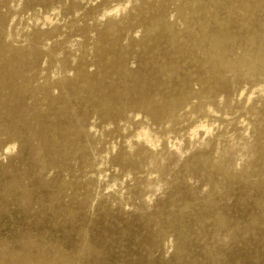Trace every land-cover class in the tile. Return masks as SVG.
Here are the masks:
<instances>
[{"label":"rangeland","instance_id":"obj_1","mask_svg":"<svg viewBox=\"0 0 264 264\" xmlns=\"http://www.w3.org/2000/svg\"><path fill=\"white\" fill-rule=\"evenodd\" d=\"M143 1L0 0L4 32L9 34L1 40L26 48L35 42L40 49L27 66L32 85L63 74L82 75L63 89L51 85V98L65 99L72 113L60 118L54 108L48 109L40 117V127L64 125L76 116L88 133L71 151L55 153L38 149L18 123V138L0 135V264H9L13 255L33 259L45 254L73 264H264L261 78L239 80L226 93H217L212 114L193 113V94L178 109L174 125L150 119L134 106L132 95L124 99L128 106L122 115L103 118L84 84V79L96 78L106 92L122 88L112 73L98 77L108 55L98 54L95 45L119 48L138 40L142 27L134 7ZM177 4L167 2L165 15L181 32L183 25L175 19ZM209 10L219 18L227 12L224 6ZM126 14L134 22L112 44L108 28ZM235 18H241L239 11ZM263 19L264 13L255 10L250 24ZM259 41L256 38L251 46ZM243 45L236 37L232 54ZM165 47L163 40L153 49L134 47L124 64L149 93L174 95L182 82L193 93L202 91L207 73L189 60H180L177 75L169 80L153 70L150 60L161 64ZM50 48L54 60L46 52ZM60 59L67 62L64 69ZM262 64L258 59L257 65ZM48 100L35 91L20 103L28 111L41 110L47 109ZM14 118L11 114L2 120L11 127ZM144 130L153 135L154 145L144 142ZM214 161L231 176L208 168ZM66 182L72 186L65 187Z\"/></svg>","mask_w":264,"mask_h":264},{"label":"bare ground","instance_id":"obj_2","mask_svg":"<svg viewBox=\"0 0 264 264\" xmlns=\"http://www.w3.org/2000/svg\"><path fill=\"white\" fill-rule=\"evenodd\" d=\"M169 1L173 0H144L141 5L134 7L137 12L136 18L142 27V35L138 40H132L124 47L119 48L115 45L105 48L103 44L96 43V52L108 55L107 60L99 67L98 77H105L112 73L117 77L118 84H122V88L116 86L112 92H106L102 84L97 83L96 78H83L90 96L96 100L97 111L101 117L109 118L122 115L128 106V102L124 99L132 95L134 106L144 110L150 119L164 120L167 124L174 125L178 121V109L193 94L196 98L193 113H209L216 94L226 93L239 80H252L260 77L264 83V53H262L264 50V19L258 21L255 26L250 24L255 10L264 13V0H177L175 19L183 25L181 32L176 30L174 22L169 21L165 15V6ZM222 6L227 8L223 18H219L215 10H209ZM237 11L241 13L240 19L235 18ZM108 13L111 12L108 11ZM105 14L107 15V12ZM133 22L131 16L126 14L118 22L112 24L106 33L111 39V43L114 44L113 41L124 30L132 26ZM195 24H198V28H194ZM4 25L5 16L0 11V135L11 134L18 138L20 131L15 125L18 123L26 127L29 137L36 141L38 149H48L52 153L58 150L71 151L74 143L80 137L88 136L76 116L69 117L64 125H44L43 128L40 127L39 121L42 114H47L48 109L52 108L55 109L53 113L60 118L70 116L72 112L67 107L65 99L51 98L49 90L51 85L60 89L72 85L75 79L82 75L80 72H77L73 77L63 74L52 81L32 85L26 78L27 66L35 60L40 49L35 42L31 47L26 48L23 45L13 46L10 44L11 41L8 43L1 40V36L5 33ZM5 35L9 34L5 33ZM134 35L136 36V34ZM236 37H239L244 45L240 52L234 56L230 48L234 45ZM256 38L260 40L258 45L251 46ZM162 40L166 46L163 52L165 58L159 65L151 59L150 65L153 70L163 76L165 80H169L177 75V70L181 67L180 60H189L207 73L202 91L193 93L186 87V83L182 82L179 93L173 95L167 92V94L156 92L152 94L146 90L142 82L138 81L135 73L127 69L124 61L134 47L153 49L157 48ZM46 52L50 58L56 59L51 48ZM258 59L263 61L261 66L257 65ZM172 61L176 63L174 67L171 65ZM59 63L60 69H64L67 65L64 59H60ZM35 91L43 92L49 99L47 109L34 108L28 111L21 105V99L28 92ZM77 92L74 93L77 95ZM245 101L249 102L250 97H246ZM248 111L252 113L254 107L249 105ZM11 114H14L15 118L14 121H11L14 124L10 127L9 124L3 122L2 117H8ZM140 136L143 137L144 142L150 143V145L155 141L153 135L146 130L140 133ZM208 165V168L210 167L214 172L227 177L231 176V173L219 161L211 162ZM259 175L264 179V169L260 170ZM64 186L71 187L72 184L66 182ZM206 203L210 206L209 200H206ZM215 222L216 225L221 226L222 220L217 218ZM9 264L73 263L65 258L54 259L45 254L40 258L33 259L24 255H13Z\"/></svg>","mask_w":264,"mask_h":264}]
</instances>
